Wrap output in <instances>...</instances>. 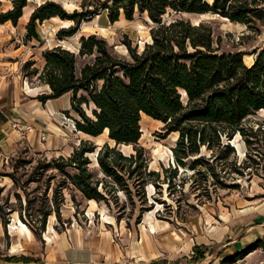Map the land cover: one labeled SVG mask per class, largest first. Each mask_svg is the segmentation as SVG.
<instances>
[{"label":"trees","instance_id":"obj_1","mask_svg":"<svg viewBox=\"0 0 264 264\" xmlns=\"http://www.w3.org/2000/svg\"><path fill=\"white\" fill-rule=\"evenodd\" d=\"M12 1V9L0 12V23L10 20L17 25L22 17L28 0ZM86 1L80 12H68L54 0L43 2L31 14L25 40L39 41L38 23L52 17L74 21L57 32L59 39L73 36L82 21L102 11H107L112 24L121 16L128 20L136 13L147 16L152 23L151 40L142 49L130 41L124 42L128 55L121 57L113 54L106 39L89 34L80 38L78 53L62 46L47 48L41 72L36 68L29 70L33 61L23 65L26 76H37L51 89L50 93L37 96L40 101L70 92L71 109L79 115L74 118L76 130L92 137L107 131L108 139L115 143L97 145L83 139L69 156L39 162L34 174L51 170L62 176L54 199L59 190L73 185L88 201L108 205L114 202L125 209L126 203L119 202L121 192L133 206L137 197L143 209L146 187L150 183L160 186L162 180L161 171L149 168L147 152L139 145L143 115L163 122L167 134L178 133L172 148L174 168L163 167V181L168 188L173 187L180 168L194 170V181L202 177L206 188L211 178L220 183V173L226 168L225 174L230 170L242 175L232 143L237 135L248 147L246 161L262 164L264 153L255 155L253 151L263 127L258 125L255 129L248 121L264 110V51L254 50L251 56L242 51H223L220 44L216 46L211 24L193 23L184 15L212 12L260 33L264 28V0H99L91 10ZM85 57L90 60L78 69V58ZM119 145H132L133 152L126 154ZM90 154L98 162L95 170ZM219 163L225 168H218ZM258 243L260 240L236 250L221 264L244 258ZM206 248L195 245L194 258H204Z\"/></svg>","mask_w":264,"mask_h":264},{"label":"rangeland","instance_id":"obj_2","mask_svg":"<svg viewBox=\"0 0 264 264\" xmlns=\"http://www.w3.org/2000/svg\"><path fill=\"white\" fill-rule=\"evenodd\" d=\"M54 1L61 3L68 12H80L85 0ZM98 3L99 0H87V9H93ZM184 16L193 23L205 21L211 24L216 46L220 44L223 51H242L245 56H251L254 50L264 51V28L260 33H255L248 30L244 24L230 21L212 12ZM73 24L74 21H66L63 26L69 27ZM151 25L148 17L139 13L131 20L121 16L119 21L112 24L106 12H100L92 19L82 21L79 34H97L106 39L113 54L122 57L128 55L124 42L130 41L133 46L137 45L142 49L144 43L151 40ZM39 28H44L43 23ZM45 36L51 37L49 42L44 40L45 45L53 46L58 42L57 33L54 31L51 36L49 33ZM65 41L68 48L75 49L74 46L77 47L79 42L78 34ZM38 58L39 65H42L40 52ZM89 60L90 57L78 58V69ZM32 81L40 83L34 78ZM66 98L68 99V95L60 99V102ZM66 104L68 105V101ZM66 112L65 115L72 119L79 118L71 106L69 114ZM141 125L142 136L139 145L147 152L149 168L161 171L162 174L160 186L150 183L146 187L147 202L143 209L137 197L136 205L133 206L121 192L119 202L120 205L126 203L125 209H120L114 202L108 205L103 201H88L73 185L59 190L54 199V191L58 188L62 176L51 170L44 174H34L33 171L39 162L45 163L63 154L56 151L37 152L24 145L9 157L7 162L0 166V254H8L12 250L11 232L14 231L15 225L19 230L27 225L32 232L31 240L21 236V241L24 250L28 252L33 250L34 240L44 243V238L49 236L56 237L58 234L76 230H91L112 235L126 253L132 250L142 252L145 257L154 256L155 253L166 258L176 256L180 258L179 264H221L223 259L233 256L236 250L247 248L260 240L258 247L244 258L225 264H264V221L262 220L263 226H257L258 216H264V161L262 164L256 163L257 161L247 162L248 147L242 137L237 135L233 140L236 142L232 143L236 146L237 165L241 168L242 175L231 173L230 170L225 174L226 168L220 173L221 184L211 178L206 188L201 183L202 177H198L197 182L194 181V170L180 168L173 180V187L168 188L167 183L163 181V167L174 168L172 148L178 133L167 134L163 122L146 115L142 116ZM248 125L254 126L255 129L258 125L263 127L262 132L258 131L253 154L264 153V111L252 116ZM68 129L69 144L63 146V151L60 150L64 152L63 156H69L83 139L97 145L105 141L114 144L107 134L96 138L78 133L69 127ZM121 148L126 154L133 152L132 145H123ZM203 152L210 155L208 151ZM90 157L93 160L91 167L95 170L96 157L94 154H90ZM246 165L250 167L245 168ZM220 167L224 166L219 163L218 168ZM195 183L200 185L195 186ZM14 219L17 222L11 225ZM152 225L156 228L155 232H151ZM196 244H204L207 247L206 254L201 260L189 261L191 255L196 256L193 251Z\"/></svg>","mask_w":264,"mask_h":264},{"label":"crops","instance_id":"obj_3","mask_svg":"<svg viewBox=\"0 0 264 264\" xmlns=\"http://www.w3.org/2000/svg\"><path fill=\"white\" fill-rule=\"evenodd\" d=\"M45 1L47 0H28L17 25L10 20L0 23V166L24 145L33 151L45 153L56 151L64 155V152H61L62 148L69 144L67 138L69 129L63 124L61 115L70 110L71 93L42 102L37 96L40 93H50L49 85L41 82V84L34 83L32 78L36 80L37 76H26L24 70L18 71L19 66H23L27 61H33L35 63L30 67L31 70L36 68L41 72L44 66L43 52L53 46H62L78 53L80 38L88 35L79 34V29L75 34H78L79 40L77 47L74 46L75 49L68 48L65 39L69 37L58 38V42L53 46L45 45V39L48 42L51 40V37L45 35L49 33L51 36L53 31L57 33L61 28H66L63 26L66 20L52 17L42 22L44 26L42 29L39 28L42 23H38L39 41L25 40L31 14ZM12 8V0H0L1 12ZM102 12H106L107 16V11ZM39 52L43 58L42 65H39ZM37 81L39 82L38 79ZM67 95L68 99L60 102V99ZM12 122H17L19 129L13 128ZM20 130L24 131L23 135ZM42 130H45L47 134L46 140L41 139ZM77 132L85 134L82 131L77 130ZM103 134H107V131ZM262 220L264 221V216H258L257 226H263ZM16 222L17 220L14 219L11 225ZM151 228V232L156 231L154 225ZM262 229L264 231V226ZM11 233L12 250L8 254H0V264H179L180 259L176 256L166 258L156 253L154 256L145 257L142 252H132V250L126 253L112 235L91 230H76L58 234L56 237L52 236L53 238L49 236L44 238V243L32 240L33 250L28 252L24 250V244L21 241V236L31 240L32 232L27 225L21 230L15 225ZM18 248L20 249L17 250ZM205 254L206 251L204 256ZM196 260L194 256H190L189 261Z\"/></svg>","mask_w":264,"mask_h":264},{"label":"built area","instance_id":"obj_4","mask_svg":"<svg viewBox=\"0 0 264 264\" xmlns=\"http://www.w3.org/2000/svg\"><path fill=\"white\" fill-rule=\"evenodd\" d=\"M23 67V66H22ZM21 66H19V68H18V71L19 72H21V68H22ZM61 120H62V122H63V124L65 125V126H67V127H69L71 130H74V131H77L76 130V124H75V121H74V119H72L71 117H68L67 115H65V114H62L61 115ZM12 127L13 128H18L19 129V126H18V123L17 122H12ZM29 127V126H28ZM24 130V129H23ZM23 130H20V131H22V135L24 134V131ZM41 139L42 140H46L47 139V134H46V132H45V130H42V132H41Z\"/></svg>","mask_w":264,"mask_h":264},{"label":"water","instance_id":"obj_5","mask_svg":"<svg viewBox=\"0 0 264 264\" xmlns=\"http://www.w3.org/2000/svg\"><path fill=\"white\" fill-rule=\"evenodd\" d=\"M212 1H213V0H212ZM212 1H211V2H212ZM150 38H151V37H150ZM78 52H79V51H78ZM114 144H115V143H114ZM122 146H123V145H119V148H120L121 150H122V148H121ZM122 151H123V150H122ZM96 156H97V153H96ZM96 163H97L96 165H98L97 159H96Z\"/></svg>","mask_w":264,"mask_h":264},{"label":"bare ground","instance_id":"obj_6","mask_svg":"<svg viewBox=\"0 0 264 264\" xmlns=\"http://www.w3.org/2000/svg\"><path fill=\"white\" fill-rule=\"evenodd\" d=\"M68 7H69V8H72L70 5H68ZM29 11H30V10H29ZM149 21H150V20H149ZM262 111H264V110H262ZM233 142H236V141H233Z\"/></svg>","mask_w":264,"mask_h":264}]
</instances>
